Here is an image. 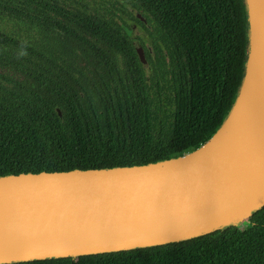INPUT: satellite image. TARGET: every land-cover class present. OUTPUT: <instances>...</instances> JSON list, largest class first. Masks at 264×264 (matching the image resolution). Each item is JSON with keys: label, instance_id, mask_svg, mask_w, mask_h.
Instances as JSON below:
<instances>
[{"label": "trees", "instance_id": "trees-1", "mask_svg": "<svg viewBox=\"0 0 264 264\" xmlns=\"http://www.w3.org/2000/svg\"><path fill=\"white\" fill-rule=\"evenodd\" d=\"M121 1L79 0L77 11L75 0H58V4L56 0H0V8H6L11 19L19 20L24 19L28 5L35 19L49 6L69 24L65 20L47 24L89 43L70 26V22L78 23L97 43L106 44V49L91 44L95 57L119 75L113 93L107 91L111 97L107 105L93 110L99 111L94 123L82 106L67 109L66 124L54 110H44L39 104L25 113L13 114L6 108L0 111V176L153 163L193 150L220 125L244 74V1ZM93 8L94 17L87 13ZM131 9L158 31L173 63V68L166 69V59L158 58L156 64L162 66L154 67L148 85L139 80L142 73L128 39L131 24L138 23ZM121 15L127 16V21ZM12 42L22 45L16 39ZM122 55L124 63L120 65ZM179 57L182 70H177ZM13 61L18 67L25 66L22 59ZM122 66L129 75L118 70ZM155 74L160 94L167 93L163 100L157 99ZM171 107L173 112L168 114ZM161 116L171 121L166 123ZM11 264H264V206L243 229L231 226L165 245Z\"/></svg>", "mask_w": 264, "mask_h": 264}, {"label": "water", "instance_id": "water-1", "mask_svg": "<svg viewBox=\"0 0 264 264\" xmlns=\"http://www.w3.org/2000/svg\"><path fill=\"white\" fill-rule=\"evenodd\" d=\"M243 1L244 74L215 132L153 163L0 176V264L141 249L249 225L264 206V0ZM129 36L150 74L136 36L152 52L149 37Z\"/></svg>", "mask_w": 264, "mask_h": 264}, {"label": "flooded vegetation", "instance_id": "flooded-vegetation-1", "mask_svg": "<svg viewBox=\"0 0 264 264\" xmlns=\"http://www.w3.org/2000/svg\"><path fill=\"white\" fill-rule=\"evenodd\" d=\"M56 1L58 4V0ZM75 1L73 3H75L76 10L79 11V0ZM64 4L59 3L62 6ZM28 8L22 20L11 19L9 11L6 8H0V111L3 112V109L6 108L13 114L17 112L25 113V110H28L30 106L39 104L44 110L47 108L54 110L58 119L66 124L69 123V112L67 109L71 105L74 107L82 106L87 110V117L94 123V118L99 111L97 113L93 110L107 105V101H109V98L111 99V97H108L107 91L110 90L113 93L112 88L115 86V82H119V75L116 70L109 68L100 58L95 57V49L91 46V44L96 43L97 46L106 49V44L97 43L90 33L86 34L83 30H80L78 23L70 22V26L78 35H83L89 43L82 42L76 36L72 34L70 36L51 24H47L46 22L49 21L51 23L59 21L62 24L64 20L65 23L69 24L66 21L68 19H62L58 11L49 6L40 10L39 19H44L43 22L33 18L31 6L28 5ZM94 10L95 8L93 10L88 9L87 13L94 17ZM131 12L138 23L133 22L131 24L127 33L128 39L131 42L142 73L139 80H145L148 85L150 76L154 75V67L156 65L162 66V64H156L158 58L164 57L166 59V64H164L166 69L173 68V63L169 59L170 56L165 45L158 36V31L151 28L141 13L134 9H131ZM135 12L139 13L146 23L135 17ZM115 13L118 14L117 12ZM121 18L123 21H127L128 17L121 15ZM128 22L131 23V21ZM133 30H143L151 42L152 52L144 44L143 39L136 36L141 53L151 68V72L148 75L145 74L141 66L139 56L129 36ZM150 32H152V36H150ZM65 38L76 43V51L83 52L86 57L91 56L95 63L88 65L87 61H80L78 56H75V61L69 63L68 58L63 53L55 57L51 54L52 51H45L49 47L50 42L57 43L60 40L64 41ZM14 39L22 45L15 46L14 42H12ZM58 47H63V45H57L54 48ZM49 48L53 50L52 47ZM122 57L118 61L120 65H122V62L124 63V56L122 55ZM15 58L24 60L25 62L22 63L25 66H16L13 61ZM178 59L177 70H182L180 57ZM37 65L40 66L38 67ZM118 70L126 76L129 75V71L123 66L119 67ZM157 74H159L158 69ZM157 74H155L157 88L154 89L156 90L157 99L163 100L167 93L160 94ZM142 85L143 83H141V87ZM170 95L173 99L172 92H170ZM171 112H173V107H171L168 114H171ZM160 120L166 123L171 121L170 117L165 116H161Z\"/></svg>", "mask_w": 264, "mask_h": 264}, {"label": "rangeland", "instance_id": "rangeland-1", "mask_svg": "<svg viewBox=\"0 0 264 264\" xmlns=\"http://www.w3.org/2000/svg\"><path fill=\"white\" fill-rule=\"evenodd\" d=\"M57 45L61 46L63 45V47H58V48H54ZM76 43H74L71 40H68L65 38L64 41L60 40L57 41V43L54 42H50L49 47H52L53 50H50V48L48 47L47 49H45V51H52L51 54L55 57H58L59 55H61L63 53V55H65L66 58H68L69 63H72L73 61H75V56L79 57L80 61L83 62H88V65H92L95 63V60L91 57V56H85V54L83 52H77L76 49ZM55 51V52H53ZM39 61V60H38ZM248 226L245 225L244 228Z\"/></svg>", "mask_w": 264, "mask_h": 264}]
</instances>
